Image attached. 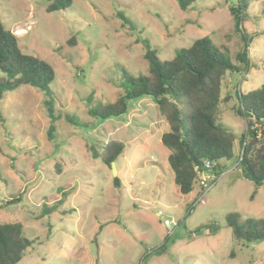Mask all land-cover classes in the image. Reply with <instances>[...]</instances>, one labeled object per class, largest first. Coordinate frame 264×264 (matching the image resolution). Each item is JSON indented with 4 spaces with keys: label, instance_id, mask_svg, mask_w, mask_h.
Instances as JSON below:
<instances>
[{
    "label": "rangeland",
    "instance_id": "obj_1",
    "mask_svg": "<svg viewBox=\"0 0 264 264\" xmlns=\"http://www.w3.org/2000/svg\"><path fill=\"white\" fill-rule=\"evenodd\" d=\"M52 1L0 0V21L23 52L56 74L53 141L44 94L21 86L0 100V223L22 224L34 241L18 264H264V241L240 243L226 224L232 213L242 221L264 219V186L238 168V141L226 172L200 201L198 186L183 195L175 184L170 151L161 143L169 125L153 98L131 101L119 118L89 114L125 95V75L148 74L147 44L169 61L208 38L237 64L243 43L229 9L238 3L247 7L242 27L252 67L225 83L223 97L234 94L238 81L243 94L260 88L264 0H196L187 12L175 0H73L66 12L48 13ZM234 106L235 100L222 106L219 122L239 137L246 123ZM109 141L125 146L117 175L87 152L88 145L100 149ZM165 220L176 222L172 232ZM212 224L221 229L210 236L203 228Z\"/></svg>",
    "mask_w": 264,
    "mask_h": 264
},
{
    "label": "trees",
    "instance_id": "obj_2",
    "mask_svg": "<svg viewBox=\"0 0 264 264\" xmlns=\"http://www.w3.org/2000/svg\"><path fill=\"white\" fill-rule=\"evenodd\" d=\"M175 1L185 12L196 2ZM72 4L73 0H53L47 12H66ZM229 10L243 43L242 51L236 57L237 64L221 54L208 38L196 40L188 49L177 50L175 57L169 61H161L157 50L147 44L144 59L149 63L148 74L136 78L125 75V83L129 85L125 95L114 103L100 105L89 111L93 118L105 121L127 114L131 101L142 97L153 98L160 116L169 125V131L162 135L161 143L170 151L168 162L175 175V184L183 195L192 193L198 186L195 167L201 166L205 160L217 163L214 172L218 178L226 172V163L234 159L236 141L239 142V155L236 158L238 168L257 188L264 186V83L260 88L243 94L239 89L241 82L238 81L234 94L228 93L223 97L225 83L234 79L235 75L242 79L252 67L249 58L250 37L242 27L247 7L238 3ZM121 18L125 20L124 16ZM0 71L5 75L0 77V100L4 92L14 91L21 86L31 87L46 96L44 104L51 121L48 134L53 141L58 119L51 89L56 79L55 71L45 60L23 52L19 38L6 29L2 21ZM234 100V115L246 123L239 137L219 122L222 106ZM68 120L75 124L72 117ZM124 150L123 143L109 141L100 149L88 145L87 152L93 159H100L111 168L124 154ZM57 171H60L59 166ZM114 186H121L117 177ZM226 224L240 243L264 241V219L242 221L238 214L232 213L226 217ZM220 229L217 224L203 228L210 236L217 234ZM33 244L34 241L26 237L22 224L0 223V264L20 263Z\"/></svg>",
    "mask_w": 264,
    "mask_h": 264
},
{
    "label": "built area",
    "instance_id": "obj_3",
    "mask_svg": "<svg viewBox=\"0 0 264 264\" xmlns=\"http://www.w3.org/2000/svg\"><path fill=\"white\" fill-rule=\"evenodd\" d=\"M217 166L216 162H211L209 160H205L201 166L195 167V172L197 174V182L200 191L202 192L200 201H203L205 194L210 191L215 183L218 180L214 172V168ZM164 226L170 231H173V226H176V222H172V220H165Z\"/></svg>",
    "mask_w": 264,
    "mask_h": 264
},
{
    "label": "water",
    "instance_id": "obj_4",
    "mask_svg": "<svg viewBox=\"0 0 264 264\" xmlns=\"http://www.w3.org/2000/svg\"><path fill=\"white\" fill-rule=\"evenodd\" d=\"M112 167L114 169V175H117V171H116V168H115V163L112 164Z\"/></svg>",
    "mask_w": 264,
    "mask_h": 264
},
{
    "label": "crops",
    "instance_id": "obj_5",
    "mask_svg": "<svg viewBox=\"0 0 264 264\" xmlns=\"http://www.w3.org/2000/svg\"><path fill=\"white\" fill-rule=\"evenodd\" d=\"M229 81L231 82V84L234 82V79L233 78H231V79H229ZM191 194V193H190Z\"/></svg>",
    "mask_w": 264,
    "mask_h": 264
}]
</instances>
